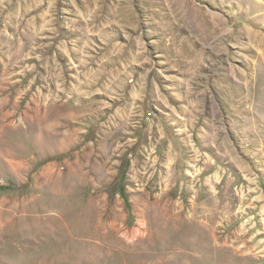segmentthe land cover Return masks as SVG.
Masks as SVG:
<instances>
[{"label": "rangeland", "instance_id": "obj_1", "mask_svg": "<svg viewBox=\"0 0 264 264\" xmlns=\"http://www.w3.org/2000/svg\"><path fill=\"white\" fill-rule=\"evenodd\" d=\"M0 264H264V0H0Z\"/></svg>", "mask_w": 264, "mask_h": 264}]
</instances>
